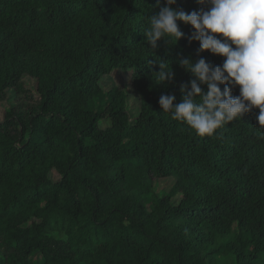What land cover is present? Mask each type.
Wrapping results in <instances>:
<instances>
[{"label": "trees", "instance_id": "1", "mask_svg": "<svg viewBox=\"0 0 264 264\" xmlns=\"http://www.w3.org/2000/svg\"><path fill=\"white\" fill-rule=\"evenodd\" d=\"M156 4L0 0V103L16 99L0 122V264H264L259 110L211 137L162 112L160 96L178 104L192 79L178 60L223 58L189 45L182 23L175 47L145 45ZM157 57L170 62L172 84L151 79ZM115 71L133 74V122L127 93L101 86ZM163 179L170 190L157 193Z\"/></svg>", "mask_w": 264, "mask_h": 264}, {"label": "clouds", "instance_id": "2", "mask_svg": "<svg viewBox=\"0 0 264 264\" xmlns=\"http://www.w3.org/2000/svg\"><path fill=\"white\" fill-rule=\"evenodd\" d=\"M197 3L199 11L185 12L174 7L176 0H157L159 11L147 20L144 44L153 50L161 41L175 47L184 38L179 27L182 23L191 28L189 45L198 42L199 53L221 57L223 63L213 67L204 58L178 60L177 65L192 79L180 86L181 102L174 103V95H161L160 108L199 137H211L218 129L258 109L255 129L264 139V0ZM156 64L159 71L152 74L154 84H172L170 62L157 57ZM201 85L207 86V92ZM236 88L239 95L233 96Z\"/></svg>", "mask_w": 264, "mask_h": 264}, {"label": "rangeland", "instance_id": "3", "mask_svg": "<svg viewBox=\"0 0 264 264\" xmlns=\"http://www.w3.org/2000/svg\"><path fill=\"white\" fill-rule=\"evenodd\" d=\"M132 75H133L132 72L115 71L109 77H106L101 81V86L104 89L112 88L113 86L118 87L127 93L128 107L133 122L139 114L140 107H139L138 97L137 95H135L132 89V83H131ZM23 82L27 90L32 92V95L35 96L36 99H38L39 97L35 91L36 82L28 77H25ZM12 95L13 94L10 93L7 100L0 103V122L4 120L5 113L10 108L11 103L16 100L13 98ZM109 125L110 123L108 119L102 121L101 123V127L103 129L108 128ZM53 177L54 179H59L56 173L53 174ZM154 186L157 193H168L170 190L171 181L168 179L155 180ZM178 199L179 197L175 199L174 202L177 203Z\"/></svg>", "mask_w": 264, "mask_h": 264}]
</instances>
